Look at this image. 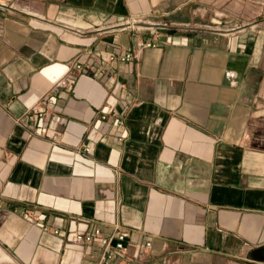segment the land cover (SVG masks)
Segmentation results:
<instances>
[{"label": "crops", "instance_id": "obj_1", "mask_svg": "<svg viewBox=\"0 0 264 264\" xmlns=\"http://www.w3.org/2000/svg\"><path fill=\"white\" fill-rule=\"evenodd\" d=\"M129 16L165 43L73 73ZM91 223L133 264H264V0H0V264H88Z\"/></svg>", "mask_w": 264, "mask_h": 264}, {"label": "built area", "instance_id": "obj_2", "mask_svg": "<svg viewBox=\"0 0 264 264\" xmlns=\"http://www.w3.org/2000/svg\"><path fill=\"white\" fill-rule=\"evenodd\" d=\"M174 24V23H172ZM171 23L166 22H151L148 19H139L133 16L120 21L118 28L124 31H129L134 39L133 47L127 51H120L117 48H109L105 50L107 53L106 63L97 65L94 61L99 62L102 54L96 53L93 59L77 60L72 64L73 73L99 75L103 74L106 79L117 80V72H114L109 67V64L115 62H129L130 60H136L139 58L141 52L145 48L157 47L165 43V35L170 27ZM76 74L68 75V77L59 80L57 87L50 90L45 94L44 100L35 105V109L40 115L44 114L45 105L52 106L56 103L59 97V87L66 84L68 78H75ZM114 116V114H112ZM115 116L123 117L122 113H116ZM112 116L109 113H103L101 119L109 120ZM90 147L86 150L89 151ZM59 233V230H55ZM103 239V245L96 255L92 257L88 264H133V259L128 258V244L129 234L124 230H116L109 235L104 234L103 228L96 224L91 223V226L87 232H77L70 235V239L75 244H91L96 239ZM152 243L148 241L145 244V248L151 247Z\"/></svg>", "mask_w": 264, "mask_h": 264}]
</instances>
